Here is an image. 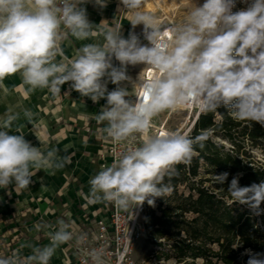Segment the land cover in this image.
Wrapping results in <instances>:
<instances>
[{"label": "clouds", "instance_id": "obj_1", "mask_svg": "<svg viewBox=\"0 0 264 264\" xmlns=\"http://www.w3.org/2000/svg\"><path fill=\"white\" fill-rule=\"evenodd\" d=\"M87 2L0 0V89L16 73L29 91L48 89L54 96L71 82L74 90L93 102L106 99L95 119L105 124L102 132L112 141L144 135L142 146L123 152L90 179L93 201L113 203L127 211L146 200L151 205L155 197L170 191L161 186L165 174L188 161L194 142L206 139V133L195 141L176 131L148 135L153 118L164 111L189 104L206 110L224 105L233 119L264 125V0H254L246 10L235 13L234 0H204L199 6L194 3L182 22L172 24H163L145 10L146 0H120L131 13L133 28L143 25L147 44L134 33L123 38L121 28L91 24L80 6ZM95 3L106 7V0ZM97 35L103 36V43L82 44L72 59L65 55L62 45L71 43L69 37L84 41ZM113 57L119 67L113 66ZM137 64L152 72L145 77L144 69L129 92L119 85L131 80L127 66ZM105 77L118 87L109 92ZM20 118V113L11 110L0 118V188L14 183L15 191L27 189L39 170L54 173L71 163V155L60 156L57 148L42 151L32 146L24 138V125L16 124L13 130ZM23 118L32 124L34 113L25 109ZM228 175H216V179L223 184ZM227 192L233 202L248 205L255 214L262 211L264 182L241 187L238 177H233ZM35 228L44 230L50 243L21 244L10 255L0 256V264H49L61 245L74 238L83 244L87 239V234L75 233L72 223L63 219L55 224L37 223ZM24 248L31 249L29 255H22ZM246 252L247 264H264L261 254ZM88 256L92 264H105L102 249H92Z\"/></svg>", "mask_w": 264, "mask_h": 264}, {"label": "crops", "instance_id": "obj_2", "mask_svg": "<svg viewBox=\"0 0 264 264\" xmlns=\"http://www.w3.org/2000/svg\"><path fill=\"white\" fill-rule=\"evenodd\" d=\"M163 1L146 0L145 7L149 8L145 10L156 16L161 15L158 17L161 19L163 15H167L164 8L171 9L172 6L171 0ZM80 6L86 9L91 24L121 28L123 38L127 39L130 33H134L142 44L148 43L143 37V25L133 28L130 23L131 13L123 12L120 0H106V7H100L95 0H88ZM69 40L70 44L65 41L62 45L68 59L73 58L75 49L82 44L104 42L102 35L84 41L73 37H69ZM59 59L58 56L57 60ZM112 63L113 66H120L114 57ZM143 67V64L128 65L126 73L131 80L124 81L119 86L132 92ZM104 81L109 92L118 87L107 81L106 77ZM4 86V89H0V118L9 110L20 113L21 118L14 123L13 130L16 124L24 125V138L32 146L41 148L42 151L57 148L60 156L71 155V163L54 173L43 169L37 171L27 189L15 191L14 183L6 189L0 188V229H14L19 226L26 235V231L34 225L36 219V222L41 224H55L57 220L63 219L71 222L73 230H77L82 224L84 214L98 207L97 203L88 200L89 181L99 172L102 140L108 139L106 133L102 132L105 124L98 123L95 119L106 105V99L101 98L99 102H93L89 97L81 96L74 90L71 82L61 86V92L55 96L48 89L29 91L20 73L8 76L4 80ZM25 109L34 113L32 124L23 118ZM9 134L19 133L10 131ZM81 191L87 200L80 194ZM30 238L31 245L44 246L50 243L44 230ZM61 254L60 246L53 256Z\"/></svg>", "mask_w": 264, "mask_h": 264}, {"label": "trees", "instance_id": "obj_3", "mask_svg": "<svg viewBox=\"0 0 264 264\" xmlns=\"http://www.w3.org/2000/svg\"><path fill=\"white\" fill-rule=\"evenodd\" d=\"M217 112L222 117L219 122L215 121ZM243 122L247 124L238 130ZM210 130L229 139H234L236 134L249 135L255 147L264 148V125L235 120L224 105L207 110L198 119L193 134L197 138L206 133V139L193 144L199 156L190 158L189 166L179 163L165 174L161 186H168L172 189L171 193L154 198L160 214L154 203H148L146 225L156 237L171 236L174 239L172 250L163 252L166 257L186 262L202 258L204 264H247L249 254L246 250L261 254L259 258L264 255V203L257 215L248 205L233 202L227 189L233 177H238L241 187L264 182V160L244 151L246 156L251 157V161L245 164L240 156L226 151L207 137ZM241 150L238 145L237 152ZM201 159H204L207 168L214 169L215 175L228 173L227 180L211 188L204 186L202 179L191 188L196 189L197 194L192 191L187 195L180 193L178 184L199 174ZM164 202H167L165 207ZM188 213L193 216L189 217Z\"/></svg>", "mask_w": 264, "mask_h": 264}, {"label": "built area", "instance_id": "obj_4", "mask_svg": "<svg viewBox=\"0 0 264 264\" xmlns=\"http://www.w3.org/2000/svg\"><path fill=\"white\" fill-rule=\"evenodd\" d=\"M153 1L156 2L157 0ZM123 12L127 11L123 9ZM160 20L163 24L178 23L174 18L167 15H163ZM144 69L145 65L142 71ZM151 72V69H145L143 75L147 77ZM130 98L132 100L136 99L135 96ZM177 111H184L187 114L186 120L181 126L171 123L173 115ZM206 112V109L195 104L186 105L176 111H164L153 118V126L149 130L148 135H155L162 131H176L188 138L193 137L198 119ZM217 118L222 119L218 112L216 113L215 121L219 122L220 120ZM209 132L213 133L214 130ZM249 139V135H247L246 140L249 141ZM143 140L144 135L140 133L134 134L133 137L121 142H114L110 138L103 139L99 171L102 167L114 163L123 152L142 146ZM214 142L223 146L226 151L237 154L235 138L229 139L217 135ZM198 154L200 153L198 152ZM184 163L189 166V161ZM193 190L195 191V189ZM80 194L86 200L88 199L83 191ZM88 200L92 203H97L98 207L94 210H89V212L87 211L80 227L74 230L77 234H87L85 243L78 244L74 238L72 241L61 245L62 254L53 256L49 264H92L88 256V252L92 249L103 250L105 264H142L137 255L141 244L143 246L144 242H149L152 246L151 250H153L159 248L158 243L166 239V236L156 237L146 225L147 200L139 206L136 204L131 205L127 211L119 209L113 203L93 201L91 197ZM36 221L37 219L34 225L26 231V235L23 234L19 226L14 229L10 227H6L3 230L0 229V256L10 255L13 251L19 249L21 244H31L30 237L39 232L35 228ZM13 232L14 234H12ZM30 252V248H24L22 255L27 256Z\"/></svg>", "mask_w": 264, "mask_h": 264}, {"label": "rangeland", "instance_id": "obj_5", "mask_svg": "<svg viewBox=\"0 0 264 264\" xmlns=\"http://www.w3.org/2000/svg\"><path fill=\"white\" fill-rule=\"evenodd\" d=\"M162 2L164 1L162 0ZM171 2H172L171 9L170 8L168 9L166 6H164L166 7L164 8V13L167 14V16L174 18L178 23H180L183 21V19L187 15L189 8L193 6L194 3L199 6L204 3V0H188L183 3L180 1V3L178 4H174L173 0H171ZM253 2L254 0H234L235 6L232 8V12L246 10ZM145 8L148 9L149 7L147 6ZM160 16L161 15H158L157 17H160ZM186 116L187 114L184 111H177L175 115H173L171 123L176 126H181L182 123L186 120ZM217 119L221 120L220 118H217ZM246 124L247 122H243L238 130H241L242 127L245 126ZM217 135L219 134H216L214 132L213 133L209 132L207 137H210L214 141ZM246 136L242 134L235 135L237 146L239 145L242 147V150L240 152H237L236 150V153H237L236 155L240 156L243 159L245 164L251 161V157L246 156L244 154V151H246L248 155L253 154L256 158L264 160V148L255 147L251 139H249V141L246 140ZM190 139H193L195 141L196 137H190ZM196 143L197 142H194V144ZM198 152L199 151L193 147L191 158L198 157L199 156ZM188 161H190V159ZM200 162H201V165L199 168V174L197 176H191L190 180H187L185 182H181L178 184V190L180 193H185L187 195L192 191L194 194H197L196 189L194 191L191 188L193 185L200 183L202 179L204 181V186H211V188H215L217 186L218 181L215 175L216 172H213L214 169L212 167L207 168V166L204 164L205 163L204 159H201ZM173 169H174V166H173ZM171 190L172 189H170V191L167 192L168 195L171 193ZM166 205H167V202H164L163 207H165ZM153 206L155 209H157V212L160 214L161 212H160V209L158 208V203L154 202ZM187 215L189 217L193 216L192 213H188ZM173 243H174V239L171 236H166V239L163 242L158 243L159 248L151 250L152 248L151 244L149 242H144L143 246L141 244V247L139 248L138 253H137L139 257V261L142 264H204V260L202 258H198L196 260L189 259L186 262V261H178L175 257H166L163 252H170V250H172ZM213 247H216V245H213ZM248 250H251V249H248ZM251 253L256 254L254 250H251ZM151 254H153V256H151ZM261 259H264V255L262 256Z\"/></svg>", "mask_w": 264, "mask_h": 264}, {"label": "bare ground", "instance_id": "obj_6", "mask_svg": "<svg viewBox=\"0 0 264 264\" xmlns=\"http://www.w3.org/2000/svg\"><path fill=\"white\" fill-rule=\"evenodd\" d=\"M180 1L183 3V2H186L188 0H173V3L174 4H178V3H180Z\"/></svg>", "mask_w": 264, "mask_h": 264}, {"label": "snow or ice", "instance_id": "obj_7", "mask_svg": "<svg viewBox=\"0 0 264 264\" xmlns=\"http://www.w3.org/2000/svg\"><path fill=\"white\" fill-rule=\"evenodd\" d=\"M150 75V74H149Z\"/></svg>", "mask_w": 264, "mask_h": 264}]
</instances>
